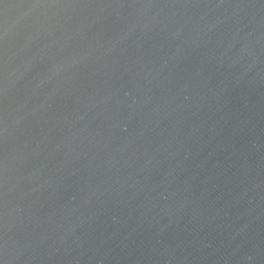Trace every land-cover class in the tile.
Instances as JSON below:
<instances>
[{"label":"water","instance_id":"1","mask_svg":"<svg viewBox=\"0 0 264 264\" xmlns=\"http://www.w3.org/2000/svg\"><path fill=\"white\" fill-rule=\"evenodd\" d=\"M0 264H264V0H0Z\"/></svg>","mask_w":264,"mask_h":264}]
</instances>
